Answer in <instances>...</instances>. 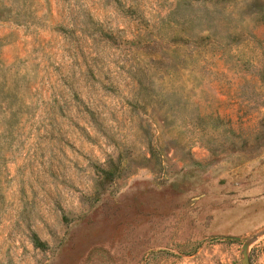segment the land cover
Returning <instances> with one entry per match:
<instances>
[{
  "label": "rangeland",
  "instance_id": "obj_1",
  "mask_svg": "<svg viewBox=\"0 0 264 264\" xmlns=\"http://www.w3.org/2000/svg\"><path fill=\"white\" fill-rule=\"evenodd\" d=\"M0 264H264V0H0Z\"/></svg>",
  "mask_w": 264,
  "mask_h": 264
}]
</instances>
